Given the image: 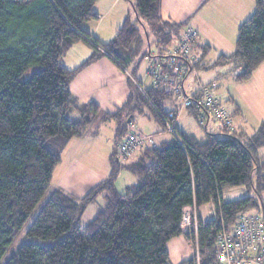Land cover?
Instances as JSON below:
<instances>
[{
    "label": "trees",
    "instance_id": "trees-1",
    "mask_svg": "<svg viewBox=\"0 0 264 264\" xmlns=\"http://www.w3.org/2000/svg\"><path fill=\"white\" fill-rule=\"evenodd\" d=\"M96 1L0 0V264H171L168 240L183 235L192 243L195 237L193 228L184 232L180 227L184 207L208 203L212 213L207 219L198 215L196 237L200 263L215 264L218 234L231 233L241 213L254 210L264 217V121L249 136L212 119L208 121L218 123L217 129L205 132L202 140L176 126L173 134L164 117L175 110L177 100L160 83H149L142 91L136 87L113 112L96 102L76 104L68 86L84 67L107 55L124 69L146 36L127 18L110 42L89 41L94 53L82 65L64 67L63 53L78 40H88L82 24L94 18ZM254 4L237 28L234 50L217 58L220 64L240 67L233 75L236 82L248 81L264 61V0ZM134 8L138 21L156 30L164 54L181 26L172 25L170 32L167 24L160 25V0H135ZM210 49L202 45L201 56ZM172 100L173 107L166 109ZM143 108L172 138L158 143L152 135L134 156L118 160V146L129 134L146 135L132 117L127 122L128 115ZM184 110L197 121L196 105ZM235 112L232 107V122ZM111 119L117 126L108 176L79 199L52 189V173L68 142ZM117 165L138 178L123 193L114 186ZM242 185L250 194L222 198L224 187ZM99 195L103 205L81 223L86 205ZM22 233L38 241H25L8 254ZM178 264H196V253Z\"/></svg>",
    "mask_w": 264,
    "mask_h": 264
},
{
    "label": "crops",
    "instance_id": "crops-1",
    "mask_svg": "<svg viewBox=\"0 0 264 264\" xmlns=\"http://www.w3.org/2000/svg\"><path fill=\"white\" fill-rule=\"evenodd\" d=\"M130 3L134 12L133 16L135 17V21L137 22V13L134 8L135 0L133 2L131 1ZM254 8V0H160V8L158 13L160 25L164 26V24H167V29L171 28L172 31V25H180L181 28L182 26L186 25L184 28H180L178 31H176V38H178L182 34V32H184L188 27H190L197 33V47L194 50L195 65L193 71L191 72L194 76L191 78L190 73L185 78L183 83L184 88L187 92H193V90L197 86V83H211V81H209L207 78L202 80L199 76V68L201 67V64L199 63V58L202 57V45L214 47V45H216V43L218 44L219 42V38H217V35H214L216 33L213 32L215 39V41H213L212 38L209 36V31H213V29L216 28L218 33L222 30L221 32L225 35V42H222V45L219 44V47L217 46L218 48H215L218 52L217 58L221 54L229 55L234 50V43L237 36L238 26L253 13ZM92 12L94 14V18L82 24L83 30L89 34L88 40L80 39L77 42L73 43L63 53L61 57V64L68 69H75L79 67L93 55L94 49L89 41H94L93 39H96L100 43H108L114 37L117 29L122 26L125 19L128 18L131 22L136 23L130 18L131 14L128 5L126 3H122V0H97L93 5ZM138 25H140V28L143 29V34L146 35L145 39L147 41V51L149 52L146 58L149 59L148 65L150 66L152 63L157 62L158 58H160L161 54L163 53L160 54L155 50L150 51V44L148 40L149 37L147 35L148 32L146 30V27L144 24L142 25L141 23H139ZM225 31L229 32L227 33L229 37L226 36ZM207 32L209 33V35L207 34ZM197 53H200L199 57H197ZM196 61L198 63H196ZM148 67L146 68V70L148 69ZM118 68L119 66L116 64V62L107 55L100 56L99 58L91 62L89 65L84 67L75 76V78L70 82L68 86L70 94L74 99V102L78 105H82L88 102H96L97 104H101L102 102H100L99 98L100 96H103V94L98 93L95 96H83L82 94H80V90H78V88L76 91L74 83L83 74L94 75L95 77H98L103 75L104 73V78H106V76L108 75V71L111 72L114 70L119 73L120 69ZM239 69V66L233 64V68H231L230 71V76L233 81H235L233 75L235 72L239 71ZM145 72L143 73L141 78L142 82L137 84V87H139L140 89H144L150 83V79L146 76ZM252 77L248 81H250ZM218 80L222 82L223 78L219 77ZM259 97H261L262 99H260ZM225 101L227 102V104L234 107L236 111L235 115L233 116V125L235 126V128L242 130L246 135H252L257 129V127L261 124V122L264 121V118L260 117L254 120V126H249V124L246 122V111L242 105H239L237 98H227ZM257 102L264 103V91L257 96ZM173 104L174 101L172 100L171 103L166 106V109L169 110L171 107H173ZM143 111L145 110H142L141 112ZM133 114L134 113L128 115L127 122L131 117L133 119ZM124 115L126 116V113ZM149 116L147 115L145 117V119L143 120V128L138 131L144 134H150L155 136L158 143L169 142L172 138L170 133L163 129L161 125H157V121L152 116L151 112ZM190 118H192L196 122L190 111L180 110L179 112H177L175 126L179 132L191 134L197 139L202 140L205 138V132H215L217 129L218 123H215L213 121H208L206 126L203 127L198 124L204 129L203 133H200L201 136H198L197 133L199 132L196 130L195 125L193 123L191 124ZM104 123L105 122L99 124L96 130L94 126H89L86 133H84L80 137H74L68 142V144L62 151L60 163L55 167L52 173V177L50 180V186L52 189H58L66 195L79 199L83 197L98 182L108 176L111 170V166L109 165V163L107 165L103 163H98L99 157L102 160L103 158H107V149L101 151L100 155H98L99 150L96 148L94 149L93 147L94 144H96L97 147L99 146L97 139V131L99 127ZM116 126L117 121L114 120V128L112 134L113 140ZM108 147V150L111 151L112 154L114 146L110 147L108 145ZM81 152H83V154L80 156V158L77 159L76 162L77 166L79 167L76 172H73L77 168L73 160L76 158V155L80 154ZM260 153L264 155V147L260 150ZM70 162H73L74 166H72L69 172H64V166H67V164ZM79 163L81 164L79 165ZM85 168L87 169L86 172H84ZM114 186H116L115 183ZM226 188L227 187H224L222 189V198L225 201L232 200L225 198V196L223 195L224 191H226ZM99 196L102 198V201H104L103 195ZM95 200H93L90 204L94 203ZM205 206L206 209L203 211V213L200 212L202 206L197 209V215H199L201 218L207 219L210 218V215L212 213V205L208 203L205 204Z\"/></svg>",
    "mask_w": 264,
    "mask_h": 264
},
{
    "label": "rangeland",
    "instance_id": "rangeland-1",
    "mask_svg": "<svg viewBox=\"0 0 264 264\" xmlns=\"http://www.w3.org/2000/svg\"><path fill=\"white\" fill-rule=\"evenodd\" d=\"M131 1L133 2L134 0H122V3H126L128 5L131 14L130 18L133 21H135L136 19L133 16L134 12L132 5L130 3ZM139 23L140 22L137 21L136 26L140 28V25H138ZM185 26H182V28H184ZM145 27L146 30L148 31L150 51L155 50L156 52L161 53L160 51L162 50L161 49L162 43L159 41V39L161 38L158 37L156 30H154L152 26L145 24ZM160 27L161 26L158 24L156 28L158 29ZM142 30L143 29L140 28L141 32ZM167 30L172 32L171 28H168ZM221 31L218 33L217 29L214 28L213 31H209L210 35L207 32V34L212 38L213 41H215L214 35H217V38H219L220 43L219 42L218 44L216 43L214 47H211L207 55L199 58V63L201 64V67L199 68L200 79L204 80L205 78H207L209 81H211L210 84L214 87L215 93L223 103L227 98L236 97L239 105L240 106L242 105L246 111L245 114V116L247 117L246 122L249 124V126H254L253 125L254 120L260 117L264 118V103L257 102V96L264 91V61L258 66L257 69L254 70L253 77L250 81L248 82L245 81L244 83L233 81L230 76V71L231 68H233V63L229 62V63L220 64L217 62L218 52L217 49L215 48H218L219 44L222 45L223 44L222 42H225L224 40L225 35ZM213 32H215L216 34L213 35ZM227 33L229 32L225 31L226 36L229 37ZM147 49H148L147 41L146 39H144L143 46L139 51L137 57L134 58L133 61L126 68L122 69L119 67L118 68L120 69L119 73L114 70L111 72L108 71L107 72L108 75L106 76V78H104L105 77L104 73L103 75L98 77H95L94 75H86V74L81 75L80 78L77 79V81L74 83V87L76 88V91L78 88V90H80V94H82L83 96L85 95L95 96L98 93L103 94V96H100L99 98L100 102L102 103L101 104L99 103L98 105H100L103 110H106L108 112L116 111L118 108L122 107L127 97L130 94L134 93L137 84L142 82L141 79L142 75L146 71V68L149 66L148 65L149 59H147L146 58L147 55H145ZM166 51L167 49H165L163 52L165 53ZM143 55L145 56L143 57ZM199 55L200 53H197V57H199ZM33 70H35V68L30 69L25 74V76H28ZM193 76L194 75L191 73L190 77L192 78ZM219 77L223 78L222 82L218 80ZM259 98L262 99L261 97ZM143 110H145L143 111L144 113L134 112L133 114V122L136 123L138 130H141L143 128V120L147 115L149 116L151 112V110L147 108H143ZM190 122L191 124L193 123L195 125L196 130L199 132L197 133V135L201 136L200 133H203L204 129L200 127L197 121L195 122L192 118H190ZM113 128H114V120H110L102 124L97 131L98 132L97 139L99 146L97 147L96 144H94L93 146L94 149L96 148L99 150L98 155H100L101 151L107 149V158H103L102 160L99 157L98 158L99 164L103 163L107 165L109 163L110 166L112 164L111 151L108 150L109 148L108 145L110 147H113L114 144V140L112 136ZM82 154L83 152L78 154L79 156L76 155V158L73 160L76 166H77L76 163L77 159L80 158ZM108 155H109V161H108ZM73 162H70L67 164V166H64L65 167L64 172H69L71 170L72 166H74ZM80 164L81 163H79V165ZM78 167L79 166H77L76 170H74L73 172H76ZM116 169H118L117 170L118 177H116L114 183L116 185L115 186L116 189L119 192L122 193L125 192V188L128 185L135 184L138 181L137 176L128 169L124 167H120L119 165H117ZM86 170L87 169L85 168L84 172H86ZM225 190L226 191H224L223 195L225 196V198L228 199H239L250 194L248 193L247 187L244 185L227 187ZM261 199L264 201V193H262ZM103 202L104 201H102V198L99 196L94 203L87 204L83 214L81 215L80 222L85 223L91 220L95 216L96 211L103 205ZM205 207H206L205 205L201 207L200 209L201 213H203V211L206 209ZM253 211H249V212H253ZM25 241H38V240L36 238L27 239L23 236L22 233L21 235L18 236V238L13 243V245L10 247V249L8 250V254L13 252L15 247H17L19 244ZM189 243L190 242L183 235H178L168 240L167 250L169 253V262L171 264H178L181 261L193 256V254L195 253V248L192 243H190V245Z\"/></svg>",
    "mask_w": 264,
    "mask_h": 264
},
{
    "label": "built area",
    "instance_id": "built-area-1",
    "mask_svg": "<svg viewBox=\"0 0 264 264\" xmlns=\"http://www.w3.org/2000/svg\"><path fill=\"white\" fill-rule=\"evenodd\" d=\"M197 38V33L193 29L186 28L178 38H175L164 55L161 54L158 61L152 63L145 72L151 84H162L177 100L175 110L169 111L164 117L166 130L173 134H175L174 122L177 112L188 108L191 104L199 108L197 122L200 125H206L208 120L212 119L221 122L227 128H233L232 106L223 103L213 87L205 83H197L191 93L184 88V80L194 68ZM144 140L152 141V135H141L136 132L129 134L118 146L120 159L119 156L117 159L124 160L134 156ZM197 225L196 207H184L180 227L184 232L193 228L195 237L192 243L196 251V264H201L196 237ZM215 254V264H264L263 215L257 211L241 213L231 233L223 232L217 235Z\"/></svg>",
    "mask_w": 264,
    "mask_h": 264
}]
</instances>
